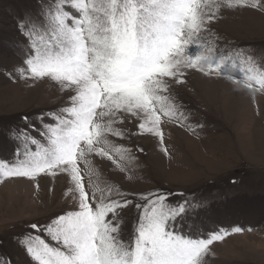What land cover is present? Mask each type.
<instances>
[{
  "label": "rangeland",
  "instance_id": "1",
  "mask_svg": "<svg viewBox=\"0 0 264 264\" xmlns=\"http://www.w3.org/2000/svg\"><path fill=\"white\" fill-rule=\"evenodd\" d=\"M9 260L264 264V0H0Z\"/></svg>",
  "mask_w": 264,
  "mask_h": 264
},
{
  "label": "trees",
  "instance_id": "2",
  "mask_svg": "<svg viewBox=\"0 0 264 264\" xmlns=\"http://www.w3.org/2000/svg\"><path fill=\"white\" fill-rule=\"evenodd\" d=\"M22 120V119H21ZM18 137L20 138V139H22L20 142H19V144H21L22 143V141H26V142H28L29 144H30V146H34L35 145V139L34 138H32V139H29V140H27L26 138L27 137H25V136H23V134H19L18 135ZM10 142V141H9ZM16 144V143H15ZM44 248V247H43ZM45 250V249H44ZM47 251H45L43 254H45ZM9 264H11L10 263V260H9Z\"/></svg>",
  "mask_w": 264,
  "mask_h": 264
},
{
  "label": "crops",
  "instance_id": "3",
  "mask_svg": "<svg viewBox=\"0 0 264 264\" xmlns=\"http://www.w3.org/2000/svg\"><path fill=\"white\" fill-rule=\"evenodd\" d=\"M259 75V72H256V75H255V77H257Z\"/></svg>",
  "mask_w": 264,
  "mask_h": 264
}]
</instances>
